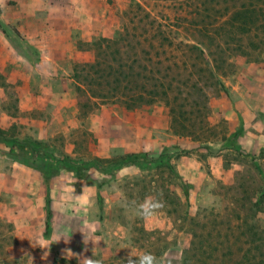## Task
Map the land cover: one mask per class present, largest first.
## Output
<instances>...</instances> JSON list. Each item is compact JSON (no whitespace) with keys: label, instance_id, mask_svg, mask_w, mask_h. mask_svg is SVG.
I'll use <instances>...</instances> for the list:
<instances>
[{"label":"rangeland","instance_id":"1","mask_svg":"<svg viewBox=\"0 0 264 264\" xmlns=\"http://www.w3.org/2000/svg\"><path fill=\"white\" fill-rule=\"evenodd\" d=\"M240 1L0 0V264H264V40L233 52L196 138L161 99L125 105L198 70L193 24ZM155 191L154 218L129 210Z\"/></svg>","mask_w":264,"mask_h":264},{"label":"trees","instance_id":"2","mask_svg":"<svg viewBox=\"0 0 264 264\" xmlns=\"http://www.w3.org/2000/svg\"><path fill=\"white\" fill-rule=\"evenodd\" d=\"M227 12L229 16L224 22L193 24L200 33L202 30L207 33L188 39L193 43L191 48L203 57L198 70L191 65L178 74L179 78L168 82L152 78L160 83L146 92L149 98L145 100L144 92L130 94L125 101L128 109L149 106L161 99L169 108L173 132L180 137L196 138L197 130H202L207 118V90L221 85L219 76L228 67L233 52L245 45L257 49L264 40V0H241L239 5L227 8ZM212 32L220 34V37L214 38ZM235 34L238 37L232 36ZM79 89L82 90V87L79 86ZM200 97L206 98V101H200Z\"/></svg>","mask_w":264,"mask_h":264},{"label":"clouds","instance_id":"3","mask_svg":"<svg viewBox=\"0 0 264 264\" xmlns=\"http://www.w3.org/2000/svg\"><path fill=\"white\" fill-rule=\"evenodd\" d=\"M162 196L163 193L161 191L151 192L146 194L140 201H131L128 208L137 217L144 221H148L154 218L164 208ZM93 257H95L94 250ZM80 258V264H102V261L96 258ZM121 262L122 264H125V261ZM126 264H172V261L166 256L157 255L150 251L137 253L131 249L130 254L126 258Z\"/></svg>","mask_w":264,"mask_h":264}]
</instances>
